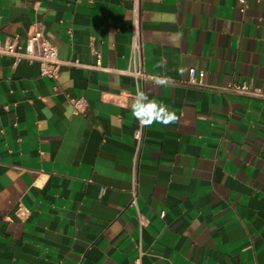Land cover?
<instances>
[{
    "label": "crops",
    "instance_id": "1",
    "mask_svg": "<svg viewBox=\"0 0 264 264\" xmlns=\"http://www.w3.org/2000/svg\"><path fill=\"white\" fill-rule=\"evenodd\" d=\"M241 8L139 0L136 85L131 1L0 0L1 40L40 27L62 62L0 56V264H264V100L221 89L264 94V0ZM136 91L178 117L138 148Z\"/></svg>",
    "mask_w": 264,
    "mask_h": 264
},
{
    "label": "built area",
    "instance_id": "2",
    "mask_svg": "<svg viewBox=\"0 0 264 264\" xmlns=\"http://www.w3.org/2000/svg\"><path fill=\"white\" fill-rule=\"evenodd\" d=\"M118 1H131V41H130V60L133 68L128 73L138 85L141 81L153 80L151 77L144 73L141 63L138 60L140 55V37H139V0H118ZM242 5L241 12L244 11L245 0H238ZM0 56L12 57L15 62L25 60L28 62H35L39 67V74L41 77L55 80L59 71V67L62 62L58 58L56 48L50 43L43 34L40 27H34L25 37L22 43L18 42L15 38L7 41H2L0 38ZM96 60H99V55L96 54ZM71 66H80L78 61L67 63ZM204 78V72L194 68L188 70V76L185 81L186 85L194 87H204L202 80ZM222 90L231 92L235 95L247 96L253 98H259L264 100V94L254 89L251 85H238L235 83H229ZM139 93L136 91V95ZM73 110L75 112H83L82 104L79 102L73 103ZM144 127L138 123L137 129L133 133V138L136 141L137 148L139 147L143 137ZM131 203L135 205V197L132 195ZM139 225L142 222L139 220ZM140 257L142 253H139ZM139 264V259L136 261Z\"/></svg>",
    "mask_w": 264,
    "mask_h": 264
},
{
    "label": "clouds",
    "instance_id": "3",
    "mask_svg": "<svg viewBox=\"0 0 264 264\" xmlns=\"http://www.w3.org/2000/svg\"><path fill=\"white\" fill-rule=\"evenodd\" d=\"M176 38H179V34H177ZM169 83H171V78L168 76L155 78V84L158 86H165ZM131 111L134 118L143 127L150 126L153 123L168 125L178 119L175 113L169 111L166 105L149 100L148 95L144 92L137 93L131 104Z\"/></svg>",
    "mask_w": 264,
    "mask_h": 264
}]
</instances>
